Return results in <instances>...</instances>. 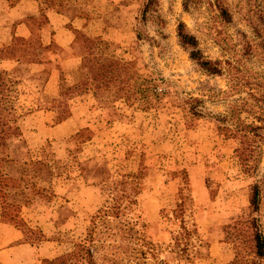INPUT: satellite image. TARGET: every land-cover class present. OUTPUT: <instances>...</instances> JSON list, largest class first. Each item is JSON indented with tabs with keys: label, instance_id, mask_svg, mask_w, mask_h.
I'll return each instance as SVG.
<instances>
[{
	"label": "rangeland",
	"instance_id": "1",
	"mask_svg": "<svg viewBox=\"0 0 264 264\" xmlns=\"http://www.w3.org/2000/svg\"><path fill=\"white\" fill-rule=\"evenodd\" d=\"M15 1L0 10V214L8 202L18 215L0 220L21 247L10 264L256 260L264 147L257 171L244 173L237 139L216 121L229 110L239 116L248 90L239 93V77L264 88V53L244 54L249 3L193 0L184 9L182 0H157L140 22L146 0H30L18 9ZM179 21L220 74L189 58ZM190 96L205 116L189 114ZM181 188L185 214L176 217ZM181 217L199 236L184 252L189 260L169 248Z\"/></svg>",
	"mask_w": 264,
	"mask_h": 264
},
{
	"label": "trees",
	"instance_id": "2",
	"mask_svg": "<svg viewBox=\"0 0 264 264\" xmlns=\"http://www.w3.org/2000/svg\"><path fill=\"white\" fill-rule=\"evenodd\" d=\"M52 2L51 0H49ZM193 0H182V5L184 9H187L189 3ZM249 3V10L247 11L244 19L247 21L250 28V35H246L248 39L245 40V50L244 54L251 56L257 52L264 53V0H246ZM157 4V0H146L140 11L139 21H144L147 17V14H150L151 11H154V7ZM220 13L222 16L229 17L228 11L219 5ZM78 32V31H77ZM139 34L137 33V36ZM176 35L180 45L188 51L189 58L193 60L205 73L208 74H220L221 68L216 65V63L208 58H206L198 45V40L196 36L190 33L186 29L184 22L179 21L177 24ZM92 65H90L89 71L92 72ZM111 66H109L110 68ZM80 67H77L75 70H78ZM108 68V69H109ZM103 72L108 73L109 70ZM93 80H95L92 73H90ZM245 78L239 77V93H242L243 87H248L246 91V96L239 97V116L236 120L232 117L233 111L229 110V115H218L216 121L220 123L217 126L219 131L228 137L237 139L238 146L236 147V156L239 161L241 170L249 175L254 174L261 162L263 147H264V88H254L250 86ZM151 95L144 96L145 103L150 104ZM187 100L193 102L188 108V112L193 117H202L205 116V113L202 109L197 108L198 102H202L199 98L190 96ZM131 103V102H129ZM242 114H246L252 117V120H247L242 117ZM231 115V117H230ZM229 122V126L226 125V122ZM18 131V128H17ZM22 154V153H20ZM0 160H4L0 158ZM26 163V161H24ZM184 184L187 185V182L184 181ZM4 185L0 183V191ZM181 201L177 208L173 210L176 217L182 216L185 214L184 206V197L182 194V188L179 190ZM262 200V189L259 182L255 181L250 188V198L249 203L252 211H259L260 204ZM8 207L4 210L1 217L10 215L9 219L14 220L18 217L17 214L10 213L9 211L16 210V207L12 203H8ZM8 212L10 214H8ZM16 221V220H15ZM193 228L189 227L185 220L181 217L180 228L174 234V243L170 246L171 252L179 255L178 260L187 259L189 260V255H184V252L188 250V246L191 244L190 239L193 236L199 238L195 224H192ZM252 226L254 228L253 240H254V261H251L249 264H264V229L262 228V223L259 219L252 220ZM30 230V228H27ZM147 244H150L147 242ZM193 244V243H192ZM168 248V247H164ZM183 254V255H182ZM238 259V258H237ZM236 259V261H237ZM241 259L239 258V264ZM53 262V260L48 261V263ZM164 264H168L167 261H164Z\"/></svg>",
	"mask_w": 264,
	"mask_h": 264
},
{
	"label": "crops",
	"instance_id": "3",
	"mask_svg": "<svg viewBox=\"0 0 264 264\" xmlns=\"http://www.w3.org/2000/svg\"><path fill=\"white\" fill-rule=\"evenodd\" d=\"M8 0H2L0 2V10L5 9L8 5L6 4ZM35 2V0H31V2ZM30 0H16V8H20L21 6L28 5ZM38 5V4H37ZM83 21L81 18H75ZM84 24V22H82ZM81 28L82 25L77 26ZM28 30V29H27ZM30 34V32H29ZM1 217V214H0ZM19 237L18 232L13 228L10 227L0 220V264H10L14 261V258L17 257L18 260V253L21 249L19 245H13V242ZM18 250V251H17ZM16 260V261H17Z\"/></svg>",
	"mask_w": 264,
	"mask_h": 264
}]
</instances>
